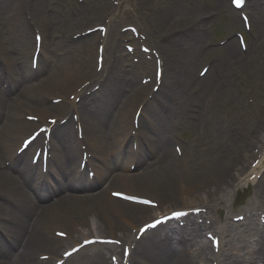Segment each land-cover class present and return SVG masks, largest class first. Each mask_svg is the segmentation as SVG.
<instances>
[{
    "label": "bare ground",
    "instance_id": "obj_1",
    "mask_svg": "<svg viewBox=\"0 0 264 264\" xmlns=\"http://www.w3.org/2000/svg\"><path fill=\"white\" fill-rule=\"evenodd\" d=\"M90 1V8L83 6L70 17L56 0H0V78L8 82L7 90L0 87V264H51L66 247L88 237L107 238L102 237L107 233L131 248L129 264H184L180 249L195 264H264V224L254 213L258 207L241 212L244 223H234L227 213L217 226L220 216L212 217V212L226 207L232 192L249 181L253 200L264 211V116L242 121L241 112L236 113L245 107L239 104L242 89L235 85L242 73L247 81L263 74L264 54L251 62L263 38L256 14L263 11L264 0H246L244 5L254 29L248 49L242 52L228 37L202 79L193 69L209 51L206 38L214 23L225 12L227 30L239 25L228 0H213L211 10L191 0H184L188 8L180 7L179 0H165L164 6L135 0L149 14L152 26L146 35L157 54L136 64L129 62L120 42L112 43L119 8L109 14L106 4L96 7L92 3L96 0ZM105 9L109 20L104 39L99 32L71 38L99 20ZM32 27L40 33L35 69ZM99 43L104 46L97 71L96 52L94 62L91 56ZM156 66L162 75L153 93ZM138 75L151 79L142 86ZM54 98L61 101L51 104L49 99ZM230 110L234 116L224 113ZM23 115L37 117L51 129L45 175L40 160L35 166L29 162V154L42 148V140L17 153L22 139L37 125ZM48 118L56 119L53 126ZM77 127L91 155L82 173ZM182 130L190 137L178 158L172 152L177 141L172 136ZM130 162L133 174L127 173ZM88 168L94 174L91 180ZM31 190H36L34 201L28 199ZM62 190L69 196H60ZM111 192L146 199L156 207L114 199ZM173 211L186 214L136 240L137 224ZM53 231L68 239L54 236ZM206 234L219 239L217 253ZM91 247L64 264H109L107 254H121L113 245ZM44 255L49 260L37 258Z\"/></svg>",
    "mask_w": 264,
    "mask_h": 264
},
{
    "label": "rangeland",
    "instance_id": "obj_2",
    "mask_svg": "<svg viewBox=\"0 0 264 264\" xmlns=\"http://www.w3.org/2000/svg\"><path fill=\"white\" fill-rule=\"evenodd\" d=\"M56 1L62 7V10L64 11V13L70 17H72V13L76 14L79 8L83 7L84 5L90 6L89 4H91L90 0H56ZM81 1L82 3H80ZM130 1L132 2L133 0H130ZM154 1L161 6L165 5L164 4L165 0H154ZM191 1L195 2L197 5L206 4L207 10H211L212 8L211 4L213 0H191ZM179 2H180V7L185 6L188 8V4L184 0H179ZM92 3L96 7L98 6V4H106L107 8L109 9H112L114 7L113 0H96V4L94 2ZM106 9L101 14V17H99V20H97L96 22L92 24L86 25L85 28H89L90 26L94 24L103 23L104 15L107 13ZM116 15L118 16V18L114 21V25L117 30L116 32L119 31V34H120L121 27L126 26V25H135L140 30V32H142V34H144L145 32H149L152 26L149 24V22H146L149 19V14L139 7H135L134 11L128 10L127 12H125V14H124V9H121L118 11ZM227 17H228V14L224 12L222 16L214 23L213 27L211 28L212 29L211 33L206 38V42L208 43L207 45L208 46L210 45L211 47H209V51L206 52L201 57V59L198 61V63L194 67L193 70L195 74L198 73L200 68L205 63L207 62L209 63V61H212L216 56L220 55L221 51L219 49L220 46L218 45L222 43L224 40H226L232 34L233 30L240 29L241 25L239 23L237 28L232 29V30H227L225 28V24L227 23ZM256 17L260 19V14H256ZM120 35L117 36L116 39L113 40L112 43L118 42V39L120 38L119 40L121 41L120 43L122 46L121 49L123 51L124 44H128V41H129L128 39L130 38L128 37V35H124V34H120ZM129 44H131L132 46L134 45L132 41L129 42ZM144 44H146V46L149 47L150 49L154 45V43H152L150 40L148 41V43L146 42ZM261 52L264 54V49L262 50L260 49L259 54L258 53L255 54L254 59L252 60L251 64L254 63L256 60H258L259 56H261L262 54ZM94 56L95 55H93V58L91 57L92 60H94ZM249 71L252 73V70H249ZM245 75L246 73L245 74L242 73V75L237 77L235 81L236 87L242 89V95L239 94V99L241 98L239 101V104H242L245 107L243 110H239L237 109L238 106H235V109H237V111L233 109L232 110L233 112L236 111V113L238 114H240L241 112L244 118V120L242 121L244 123L245 122L247 123V120H250V119L252 120L256 116H260V117L264 116V68H263L262 76L256 77L254 75L255 76L254 79H249L247 81L245 80V77H246ZM66 92L68 93L70 91H66ZM60 94L62 95V93H59L57 95L59 96ZM244 110H246L247 112L243 114ZM224 113L227 115H232V116L235 115V113H232L231 110L225 111ZM174 135L179 136L180 138V141L177 143V145H179L181 148L182 147L186 148L189 137H190L189 131L182 130L180 132H175ZM154 162L159 163L160 162L159 157H154ZM253 191H254L253 185L248 184L247 187L246 185H242L241 188L237 190L236 195L232 192L229 198L227 199V202L225 204L226 207H221L220 210L217 212V216L218 217L220 216V221L217 223L218 224L217 226H221L223 224L224 217L226 216L227 213L229 214V217L231 219L233 216L241 214V212L245 209H249V208L253 209L254 207H258L256 209L261 210L262 209L261 204L257 200H253ZM93 192H95V190ZM34 194H35L34 192L29 193L28 199L30 198L31 200L34 201L35 200ZM67 196L69 195H64L62 197H67ZM144 196H147V195H144ZM215 216L216 215L214 214V212H212V217H215ZM89 220H90L91 228L95 229L96 227L95 221H93V219L91 218ZM106 235L115 236V234L113 235L109 233H107ZM180 251L184 257V264H195L193 258L189 254H187L185 250L180 249Z\"/></svg>",
    "mask_w": 264,
    "mask_h": 264
},
{
    "label": "snow or ice",
    "instance_id": "obj_3",
    "mask_svg": "<svg viewBox=\"0 0 264 264\" xmlns=\"http://www.w3.org/2000/svg\"><path fill=\"white\" fill-rule=\"evenodd\" d=\"M234 2H235L236 4H239V3H240V0H234Z\"/></svg>",
    "mask_w": 264,
    "mask_h": 264
}]
</instances>
